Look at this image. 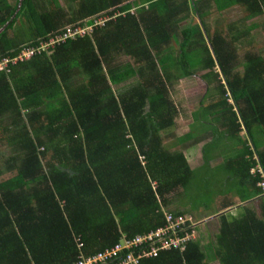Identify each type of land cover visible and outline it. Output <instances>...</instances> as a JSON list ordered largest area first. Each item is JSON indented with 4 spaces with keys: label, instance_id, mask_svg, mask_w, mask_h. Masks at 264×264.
I'll list each match as a JSON object with an SVG mask.
<instances>
[{
    "label": "trees",
    "instance_id": "trees-1",
    "mask_svg": "<svg viewBox=\"0 0 264 264\" xmlns=\"http://www.w3.org/2000/svg\"><path fill=\"white\" fill-rule=\"evenodd\" d=\"M18 1L0 0V59L97 14L115 17L0 73V142L14 152L11 174L0 171V264H69L76 241L88 255L161 226L165 209L189 214L178 197L193 169L182 151L163 145L161 132L176 115L166 83L192 68L216 80L217 96L200 108L235 141L226 156L218 151L219 164L241 189L216 209L210 245L193 239L183 252H159L140 264H264V192L256 186L264 138H254L264 135V57L247 54L237 64L238 36H222L225 17L210 27L188 0H64L67 10L57 0ZM214 1L217 14L237 5L245 18L264 16V0ZM131 7L134 15L126 13ZM133 76L134 84L112 90ZM209 135L201 153L214 140ZM206 139L189 130L176 144ZM237 204L235 216L225 214Z\"/></svg>",
    "mask_w": 264,
    "mask_h": 264
},
{
    "label": "rangeland",
    "instance_id": "rangeland-1",
    "mask_svg": "<svg viewBox=\"0 0 264 264\" xmlns=\"http://www.w3.org/2000/svg\"><path fill=\"white\" fill-rule=\"evenodd\" d=\"M8 2L12 4L14 0H8ZM57 4L67 10V3H65L64 0H57ZM217 16L223 18L222 14H215L216 19L219 18ZM224 17L225 18L222 20L223 24L220 22L221 20L215 21L216 19H211L208 25L214 27L215 24H222L224 28H221V30L224 38L238 36L235 42L237 64L242 63L243 56L247 54L264 57V16L245 18L243 9L237 7V9L235 8L233 11L231 9ZM185 24L186 22H183L181 27ZM230 26H234L235 29L234 27L228 28ZM234 32H237L238 35H235ZM7 34L8 37L12 36L11 31H8ZM177 38H179L178 35ZM184 56L193 59L195 54L193 52H184ZM238 69L240 70L241 67ZM191 71L192 74L189 76L166 83L168 98L173 103L176 115L173 119V126L161 132V139L163 145H165L170 152L175 150L182 151L187 164L193 169L191 172V179L188 182L185 192L184 190H180L179 192V207L181 210L195 217V219H193L189 214H185L190 217L193 223L191 231L192 239L198 240L200 247H207L210 245V236L216 229V220L212 218L216 209L224 202H228L229 200L236 201L235 197L238 196L237 194L241 188L235 185V181L233 177L230 176L229 172L223 170V164H219L224 159L223 156L227 155L226 152L228 149L234 146L235 141L218 128L215 117L210 115L209 111L200 108L202 105H204V107H209L213 99H215L214 96H217L215 90L217 84L216 80H205L202 75L206 70L192 68ZM134 81L135 76L118 85H112L111 88L114 92H117L122 88L134 84ZM203 94H205L206 97H203ZM22 113L24 114L25 110L22 111ZM2 122L5 125L7 123L5 118ZM189 130L191 131L192 137L195 138L203 134L207 139L189 148L188 146L192 144L189 140L180 145L176 144V137L182 136ZM209 134L213 135L212 138H214V140L209 144L207 143L204 152H202L204 158L209 157V161L203 163L200 147L209 140L211 136ZM239 135L243 138L246 137L243 132H240ZM254 138H260L259 142H261V138H264V135L254 134ZM218 151H224V155L218 153ZM13 153L9 145L2 140L0 142V171L2 173V178L11 174V172L7 171L6 166L12 163L9 157ZM238 205L240 204L229 208L225 214L227 213L229 216H235L237 211H239ZM172 208L173 207H170L165 210L168 212ZM217 213L219 214L220 212ZM208 264L218 263L212 260L209 261Z\"/></svg>",
    "mask_w": 264,
    "mask_h": 264
},
{
    "label": "built area",
    "instance_id": "built-area-1",
    "mask_svg": "<svg viewBox=\"0 0 264 264\" xmlns=\"http://www.w3.org/2000/svg\"><path fill=\"white\" fill-rule=\"evenodd\" d=\"M135 8L131 7L127 14L133 15ZM100 13L94 17L84 19L75 25L65 27L56 35L47 36L46 40H40L36 46H21L13 57L0 59V73L8 72L10 66L23 63L35 55L50 54L55 46L63 44L68 40H75L87 36L93 29L101 28L112 19ZM253 173V170H251ZM261 181L256 184L264 192V177L260 175ZM162 225L142 234L132 237L122 235L119 240L100 251L84 255L81 252V244L76 241L78 251L75 260L69 264H140L144 260L155 258L159 252L178 251L183 252L189 241H192L193 223L189 216L172 215L168 212L162 214Z\"/></svg>",
    "mask_w": 264,
    "mask_h": 264
},
{
    "label": "crops",
    "instance_id": "crops-1",
    "mask_svg": "<svg viewBox=\"0 0 264 264\" xmlns=\"http://www.w3.org/2000/svg\"><path fill=\"white\" fill-rule=\"evenodd\" d=\"M131 1H133V0H126L125 2H129L130 3ZM138 1H140V0H138ZM192 3L196 4L198 7H201L200 10L206 12L207 16L204 18V21L209 22V21H211V19H215V14H217V11L215 10L216 1H214V0H188L187 1V5L188 6H190ZM235 8L237 9V5L236 6H232L230 8L226 7L225 10L219 11L218 14L219 15L222 14L223 16H226V14L228 12H230L231 9L233 11V9L235 10ZM196 21L193 24H195V23L197 24ZM164 211L167 212L166 210H164Z\"/></svg>",
    "mask_w": 264,
    "mask_h": 264
},
{
    "label": "clouds",
    "instance_id": "clouds-1",
    "mask_svg": "<svg viewBox=\"0 0 264 264\" xmlns=\"http://www.w3.org/2000/svg\"><path fill=\"white\" fill-rule=\"evenodd\" d=\"M144 6H145V5H143V7H144ZM133 8H135V7H133ZM135 10H136V9H135ZM134 13H135V12H134ZM164 212H165V211H162V213H164ZM219 214H220V213H219ZM219 214H218V213H217V214L215 213L214 216H212V218L215 219ZM184 215H185V214H184ZM185 216H186V215H185Z\"/></svg>",
    "mask_w": 264,
    "mask_h": 264
},
{
    "label": "water",
    "instance_id": "water-1",
    "mask_svg": "<svg viewBox=\"0 0 264 264\" xmlns=\"http://www.w3.org/2000/svg\"><path fill=\"white\" fill-rule=\"evenodd\" d=\"M20 3H21V0L18 1V7H19ZM17 9H18V8H17ZM11 19H12V18H11ZM11 19H10V20H11ZM3 28H4V27H3ZM3 28L0 29V32L3 30Z\"/></svg>",
    "mask_w": 264,
    "mask_h": 264
}]
</instances>
